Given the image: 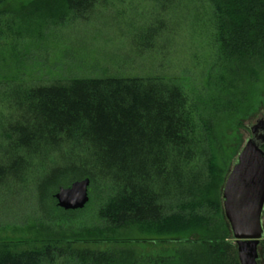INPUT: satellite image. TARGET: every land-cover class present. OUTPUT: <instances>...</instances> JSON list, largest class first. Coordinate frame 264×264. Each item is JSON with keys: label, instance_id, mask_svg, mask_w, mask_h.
<instances>
[{"label": "trees", "instance_id": "obj_1", "mask_svg": "<svg viewBox=\"0 0 264 264\" xmlns=\"http://www.w3.org/2000/svg\"><path fill=\"white\" fill-rule=\"evenodd\" d=\"M123 1L25 0L17 34L29 31L22 26L28 16L35 22L30 36L38 41L49 22L87 21ZM140 1L149 7L150 20L133 26L128 39L137 56L175 46L178 28L189 17L191 39H200L208 57L217 58L210 74H218V90L228 99H221L225 107L254 111L253 99L264 94V0ZM156 55L151 64L162 70V54ZM232 89L241 91L232 97ZM210 104L162 72L49 83L6 78L0 82V192L10 197L14 191L31 193L39 212L66 219L83 209L59 208L55 193L89 178L90 195L99 191L105 199L99 210L101 231L133 225L162 243L191 246L195 264H240L229 228L217 227L223 204L213 191L221 190L222 170L213 154H207L204 167L201 153L200 128ZM81 257L80 264H115L107 252L86 251ZM69 260L68 251L50 242L17 250L0 241V264Z\"/></svg>", "mask_w": 264, "mask_h": 264}, {"label": "rangeland", "instance_id": "obj_2", "mask_svg": "<svg viewBox=\"0 0 264 264\" xmlns=\"http://www.w3.org/2000/svg\"><path fill=\"white\" fill-rule=\"evenodd\" d=\"M24 1L4 0L0 4V82L17 77L23 82L49 83L117 73L145 75L162 72L175 76V81L195 98L211 100L203 116L206 125L202 123L200 128V147L204 167L209 158L207 154H213L222 170L220 180L224 178V183L219 187L220 191H213V197H218L222 204L226 180L252 137L251 127L264 116V94L258 93L253 99L255 109L251 113H238L225 107L221 99L225 98V102L228 99L218 90V74L213 76L211 71L217 58L208 57L199 45L200 39H191L189 17H185L178 28L175 46L168 45L164 50L157 48L165 63V68L160 66L162 70L157 71V66L151 63L153 60L157 62L154 57L158 52L143 51L137 56L129 42L133 26L138 27L150 20L146 3L133 0L130 5L124 0L96 11L87 21L49 22L40 27L45 33L44 39L33 41L29 29L35 26L32 17L22 21L23 28L30 32L17 34L18 24L24 16L21 7ZM189 15L193 16V12ZM201 44L208 51L206 45ZM195 53L197 58L192 60ZM240 91L232 89L231 96L239 95ZM92 195L89 192L90 201L82 211L66 219H53L45 216L48 212H39L33 194L27 196L14 191L10 197L2 196L0 192V241H8L17 250L42 247L50 242L69 252L70 260L66 264H80L79 260L86 251L107 252L114 257L115 264H195L190 255L191 246L162 243L136 226L101 231L103 224L99 220V210L105 199L99 191ZM218 224V228L221 224L229 228V240L234 242L224 206ZM198 238L191 236L190 239L197 241Z\"/></svg>", "mask_w": 264, "mask_h": 264}, {"label": "water", "instance_id": "obj_3", "mask_svg": "<svg viewBox=\"0 0 264 264\" xmlns=\"http://www.w3.org/2000/svg\"><path fill=\"white\" fill-rule=\"evenodd\" d=\"M252 137L242 149L223 190L222 203L240 264H258V246L263 235L264 208V116L251 127ZM89 178L60 187L55 193L59 208L82 210L90 201Z\"/></svg>", "mask_w": 264, "mask_h": 264}, {"label": "flooded vegetation", "instance_id": "obj_4", "mask_svg": "<svg viewBox=\"0 0 264 264\" xmlns=\"http://www.w3.org/2000/svg\"><path fill=\"white\" fill-rule=\"evenodd\" d=\"M263 149H264V145H263ZM261 225H262L261 228L263 230V235H262V238H261L259 246H258V259H257L258 264H264V208H263V211L261 214ZM234 243L236 244L235 241H234ZM236 246H237V244H236Z\"/></svg>", "mask_w": 264, "mask_h": 264}]
</instances>
